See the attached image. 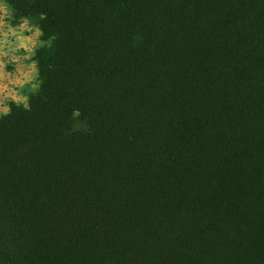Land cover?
I'll return each mask as SVG.
<instances>
[{"label":"trees","instance_id":"1","mask_svg":"<svg viewBox=\"0 0 264 264\" xmlns=\"http://www.w3.org/2000/svg\"><path fill=\"white\" fill-rule=\"evenodd\" d=\"M10 3L46 44L0 116V264H264V0Z\"/></svg>","mask_w":264,"mask_h":264},{"label":"rangeland","instance_id":"2","mask_svg":"<svg viewBox=\"0 0 264 264\" xmlns=\"http://www.w3.org/2000/svg\"><path fill=\"white\" fill-rule=\"evenodd\" d=\"M3 32H0V79L5 76L8 77L17 68L19 63L17 60H13L11 56L19 55L20 51H24L26 54V64L30 66L29 83L26 87L19 91L17 96L9 95L8 91H0V116L6 114L10 110L12 102L18 104H28L29 97L32 93L36 92L40 86L39 80V68L36 59L37 50L42 47L46 42L42 39V31L40 28L39 18L37 17H17L10 0H0V28ZM25 38L24 44L28 39H31L32 52H27V48L16 44V39L19 34ZM9 53V54H8ZM4 80V79H1ZM17 90V87H16ZM232 98L239 102L242 100L243 95L239 87H235L232 90Z\"/></svg>","mask_w":264,"mask_h":264},{"label":"crops","instance_id":"3","mask_svg":"<svg viewBox=\"0 0 264 264\" xmlns=\"http://www.w3.org/2000/svg\"><path fill=\"white\" fill-rule=\"evenodd\" d=\"M0 32H3L2 27L0 28ZM24 40L25 38L23 39V37L19 34L15 42L19 45V47L24 46V48H27V50H29L27 52H32V50H30L31 39L29 38L26 44H24ZM11 58L19 62L16 65L17 69L12 74H9L8 77L5 76L4 78H1L4 80L0 79V91L3 89V91H8L7 93L9 95L17 96L19 91L26 87L29 83L30 71H28L27 68H29L30 66H27L26 64V54L24 53V51H20L19 55H13L11 56ZM0 93L2 94V92Z\"/></svg>","mask_w":264,"mask_h":264}]
</instances>
